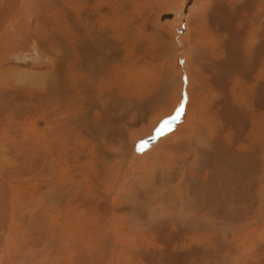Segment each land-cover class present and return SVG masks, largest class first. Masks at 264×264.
I'll return each mask as SVG.
<instances>
[{
    "label": "rangeland",
    "instance_id": "374dc122",
    "mask_svg": "<svg viewBox=\"0 0 264 264\" xmlns=\"http://www.w3.org/2000/svg\"><path fill=\"white\" fill-rule=\"evenodd\" d=\"M47 1L48 0L28 1L29 3L27 4L32 5L30 9L27 5L26 9L28 11L22 10V13L20 15H16L12 13L8 17L5 14V7L3 5L5 1L0 0V118H1L0 120V144L2 145V147L0 145L1 147L0 148V177L3 174V176L0 179L3 178L7 183L9 182L11 183V185H15L16 187H19L18 190L21 195H24V197L26 196L23 191L25 190L28 193L26 200L24 201L25 205L19 204L18 211H17V216L20 215V219L22 218L21 219L22 227H20V230L21 229L23 230V231L22 230L19 231V235L21 238L19 241L20 243L19 247L24 248V251L26 252H29V251L33 252L35 250L37 251L42 248L40 247L38 249L37 247H32L27 242V239L29 238L27 237V234L29 233L30 227L32 226L33 219L36 216L35 212H37L39 209L44 208L45 206L49 204L44 199L42 200L39 198V197H43L42 195L43 192L42 193L40 192L47 189L46 184L28 185L26 182L32 179L33 180L42 179V178L46 180L47 178L50 179L51 173L49 171L51 170V167L48 165H44V159L45 158L46 160L50 159V155H54L58 159L64 158L63 153H61L62 151L61 149L52 148L53 150L52 149L50 150L53 152L50 154L47 153L46 151L45 153H43V151L42 152L37 151V149L45 150V148L43 149L41 147L42 146L41 143L39 144L35 143L34 142L35 138L25 139L26 136H24L25 133L23 129H21V124L22 123H23L22 125L27 124V126H31V127L35 124L37 125L36 128H30V129L25 128L26 134L28 135L34 131H35L34 133L41 131V127L44 126L43 122H41L42 120L40 119L41 114L43 112V106L40 100L42 98L41 95L44 93V90H41L38 87V85L42 83L41 78L44 76L40 74H46V71L48 69L52 70L54 68L53 66H55L53 62L50 61L49 59H56L64 55L66 56V54L70 50L69 53L67 54L68 57L67 56L66 57L67 58L70 57L69 60H71V58L73 61L75 60L74 62L76 66L81 63V60H83L81 54H79L78 52L75 53L74 51L75 48L73 47V44H72V41H73L72 38L74 39V37H72L73 29L78 24L80 26L84 24L90 25L93 28L95 27L94 29H96V31H100L101 29H103L105 27L104 25L109 26V27L111 26L114 27V21H120L121 23H118L120 27L125 26V25L127 26L125 27L126 29L121 28V30H123V32H121L122 35L119 34L118 36H115L118 42L116 40H112L114 41V45L111 44L112 47L110 45H109L110 47L109 46L106 47L105 43H102L99 49H97L96 45L92 46V48L96 47L94 53L93 51H91V53H88L89 56L87 55L84 60L88 68V71L90 73L92 71L91 75L88 74L87 70H84L82 68L80 69L76 67V70L78 69L79 71L78 70L76 71L75 69L71 70L72 68H69L70 76L73 71L75 73V79L76 80L78 79L77 80L78 83L80 80L81 85L79 83L80 86H78V88L80 87L79 88L80 90L77 93V95L74 94L76 96L77 102H74L72 104L71 110L65 109L63 106L64 103L60 104L63 106L62 107L63 111L62 110H61L62 112L57 111L56 113L57 114L56 122L58 121L59 127L51 134V137L52 136L54 137V139L53 137L51 138V143L56 142V144H59L61 142H66L67 138H70L71 136H73L71 140H75L74 138H76V140L78 141L79 140L88 141L92 145L94 144V147L95 146L98 147V145L102 142L98 136L99 133L101 132V125H99L100 123H96V120L94 118L97 117V114L99 113V111H102V108H106V111L103 116H108V117L110 116L111 120L121 118L120 121H122L121 124L123 125H120V128L124 130H123V133L121 132L122 138L118 139L116 137H111L109 139L110 147L107 148V151L108 149L109 151L110 150L113 151L112 156H111V151L108 154V158L110 157V159L109 160L97 159L98 160L97 163H102V164H98L97 166L100 169L98 171V174L100 176L98 175L94 180L92 179L91 184L94 185L93 187L95 188L99 187L100 189H104V190L107 189L108 191L109 190L112 191L113 187L116 188L115 197L117 198L118 202L121 205H126L128 207H132L135 205L137 208L136 207L134 208L137 209V212H140V209H141V213H143V210H144L143 208L146 205L150 204V206L152 207L151 209L153 211L157 210V212H159L158 213L159 215L158 216L156 215L157 217L155 216L156 217L155 219L150 220L148 226H152L154 224H157L158 222H161L162 218H161L160 212H163L164 211L163 209H166V210L168 209V214L165 215L166 218L167 217L170 218V215H171V217H174L180 220V224L186 223V221L188 220H192L193 222V221L205 220L209 218L212 219L213 218L212 214H205V215L199 214L200 216L195 214L194 215L195 217H190L187 214V211L183 209L185 198H187L189 202L188 203L189 206H192V204L195 203V206L198 210L199 209L202 210V207H204V210H205V208L207 207V205L206 206L204 205L205 198L203 197V200L202 198H199V196L201 195V194L199 195V193L202 192L200 188L196 189L197 195L195 197L192 195L193 187L198 186V181L200 182V180H203V179H204L203 181L207 180L208 179L207 177L209 174L208 172L210 171V168H206L207 171L201 170L199 166L194 163L195 160H196L195 161L196 163H199L200 152L206 148L205 151L207 154L205 155L209 157L208 156L209 152L207 151H210V153L214 154L215 152L213 149H215L216 147L218 146L227 147V149L224 148L223 151L221 150L222 152H219V154L220 155L225 154V157L229 158L230 160L229 162L235 163L238 166L240 164H244L243 166L245 168H248L250 165V161L245 158V155H247L248 153L252 155V152L254 149L256 151L257 157L260 158L264 155V136L261 137V134L264 133V99L262 98L260 100L257 99V96H260V97H264V96L262 94H259L256 91L257 88L262 83V81H260V84L258 85V82H257L258 71H261L264 76V0H253L252 1L256 5L255 12H253L252 10H249L248 8L245 11V13L247 14H255L254 17H252V20H254L253 29L250 31V30H247L248 27H246L242 29L240 32L237 31V33L232 32L227 22L223 23V18L226 19L225 17L226 9L228 8L231 9L230 4L233 3L231 2L232 0H220V3L218 6L214 5V0H113V1L112 0H109V1L108 0H99V1L96 0L97 2L95 0H85V1L84 0H57L59 1V3L60 1L62 2L60 4H57L58 2L54 4L51 2H47ZM100 1L102 2L101 4H100ZM237 1H241L239 5L244 4V2H246L247 4L251 3L248 0H237ZM8 2H11V0H8ZM90 2L91 3L93 2V3L90 5ZM94 2L96 3L94 4ZM103 2H105V5L107 7L104 5ZM20 3L23 6H25L26 4L25 0H20ZM110 5H113V6H110ZM91 6H93L92 7L93 9L91 8ZM105 9H108V10L104 11ZM73 11L74 13L77 12V15L74 14ZM49 13L51 14L49 15ZM231 13H232V16L228 18L231 20L235 19L234 17L236 15L235 6L232 9ZM83 14L87 15V16L85 15L87 19L84 17L86 21L83 19V16H84ZM50 16L52 17L51 19H50ZM13 17L14 19H12ZM70 17L71 18L75 17L73 18L77 22L75 26H72L75 21L71 19ZM201 17H202V21L199 22ZM27 19L28 21H26ZM45 19H46V22H44ZM70 20H72V22ZM21 21L23 22V24ZM242 21L245 23H248L246 19ZM49 27H53V28H49ZM219 27H221V30ZM249 27H251V25ZM19 28L22 30V32ZM53 29H56V30H53ZM3 30L5 32H3ZM53 31H56V32L54 33ZM247 31H249L248 38H246ZM9 32H11V34H9ZM45 33L47 36L44 35ZM111 35H113V33H111ZM124 35L127 36L125 37V39L127 38L126 41H124L125 39H123ZM48 36L51 37V39L48 38ZM224 38H228V42L224 40ZM7 39L9 42L7 41ZM246 39L248 40L247 46L245 44ZM38 40H40L42 43L44 42L43 44L45 45L44 48H43L42 43H40V41ZM104 40L105 39H103L101 42H103ZM168 40H171V43L168 42ZM63 41L66 42L65 48L66 49L68 48L66 52L64 50L65 48L61 46V43ZM119 41L125 45V49L120 46ZM131 41L133 44L130 43ZM45 42L48 44H45ZM82 42H84V45H87L86 40L83 38H82ZM39 44H41L40 46L42 47H39ZM30 45H32V47H30ZM225 46H228V48H225ZM171 47H173V52H169ZM112 48H116V49L113 50ZM152 48H156L155 53L152 50ZM54 49H55V53H53ZM100 49H102L103 52L102 51L100 52ZM61 50L65 54L61 52ZM97 50L99 53L96 52ZM104 51L109 52L110 58H114L113 61L112 60L110 61V67L112 69L108 67V69L105 72H104L103 65L100 62H97L98 58L104 55L103 54ZM44 52H45V55H44ZM137 54H139V56ZM199 54L201 55V57L199 56ZM74 55H76L77 58L80 56L79 62H76V60L78 61V59L74 58ZM140 59L142 61H140ZM262 60H263V63H261ZM114 61L116 62L114 63ZM90 65L92 66L90 67ZM138 66L140 68H138ZM117 68L118 69L121 68V69L118 70ZM115 69L117 72H115ZM141 70L142 72L140 73ZM21 72H25V73L27 72L31 81L25 79V76L23 77L19 76L18 73H21ZM138 74H139V77L141 74H143L141 75L143 77H140L141 79H139ZM13 76H16L18 80L14 81ZM84 77L86 80L83 79ZM88 77L90 78V80H87L89 79ZM66 78H67L66 80L70 79V77H66ZM245 78H248L249 81L247 82ZM116 79L118 81V84L120 85L119 89L115 88ZM91 81L93 82L92 84H91ZM67 84H68V81H67ZM132 85H135V86L137 85V86L135 87ZM125 86L127 87V90ZM108 88L110 90H108ZM133 89L135 91H133ZM83 90L85 92H83ZM103 91H107L109 92V94H107L101 100L100 95H102ZM177 91H179V99L177 101H174ZM249 91L251 92L250 94H249ZM252 91L255 94L252 93ZM83 94H86V95H83ZM57 95L58 96H56V100L58 101L57 97H59V93ZM97 95L99 98L97 97ZM164 95H166V97ZM80 96L84 97L83 99L86 100L85 102L93 103V106H92L93 110L89 111L90 109H87V107H83L85 102L83 101L82 98H77ZM89 96H92V97H89ZM130 97L132 99H130ZM67 98L69 99V94L67 95ZM102 101L105 107L101 106ZM165 102L168 103L167 107L164 104ZM189 106H190V111L188 108ZM33 107L37 108L36 109L37 111L36 110L34 111ZM178 108H181L179 115H177ZM201 109H204L206 114L204 113L200 114L201 118H203L201 122L202 125L197 126L194 123L195 122L194 119H195L196 111L197 112L203 111ZM226 109H227V112L232 116V118L234 117V120H233L234 127L233 128L239 130L240 132L243 131V134L241 132L237 136V130H235L236 135L235 134L231 135V133L230 134L228 133V130L226 129L227 125L225 121L226 119H225V112H224V110ZM31 110L32 112H30ZM72 111L74 113H72ZM133 111L135 112L133 113ZM254 113H255V118L260 116V120H256L254 118ZM259 113L260 115H258ZM17 114L24 115L23 116L24 118L20 119V122L17 121L19 120V118L17 117ZM100 114L102 113L100 112ZM112 114H114L115 117H113L114 115ZM8 115L9 116L11 115L12 118L11 117L8 118ZM14 115L16 116L13 118ZM191 116H192V120H191ZM128 117L133 118V123L129 124L130 121ZM77 118L79 121L77 120ZM2 119L7 120V122L3 121ZM155 120H158V121L155 123V125H153L152 129L145 132L147 130V127H151L152 123ZM70 123L72 126L70 125ZM92 123L93 125L91 126ZM105 123L109 125L107 122ZM215 124H217L216 128L214 127ZM82 125H84L85 128ZM17 128H19L20 131L19 129L17 130ZM192 128H193V131L191 132L190 130ZM205 128H207L209 131H213V133L210 134V132L205 131ZM223 128H224L223 131L220 130ZM5 129L8 131L7 133ZM64 129L67 130L68 132L67 131L65 132ZM85 130L88 133H85ZM10 131L13 133H11ZM57 131L58 133H56ZM1 132L3 133L2 136H1L2 134ZM196 134H198V137ZM95 135H97L98 138L97 136L95 137ZM170 135H171V138L168 139V136ZM57 136L59 138H57ZM93 137H95L94 138L95 141L92 139ZM56 138L58 140H56ZM86 138H89V139H86ZM253 138H254L253 142L255 145L249 144ZM260 138H262L263 140L262 143H260ZM243 140L247 142L246 146H243L241 144L242 142H244ZM123 141L126 144L127 155H125V157L123 158L120 156L122 160H119L120 157L116 155L115 149L119 146L124 145V144H121V143H124ZM213 143L215 146L213 145ZM210 148L212 150H209ZM22 153H24L25 157H23L24 155H22ZM32 153L33 155H30V158H29V154H32ZM26 154L28 157L26 156ZM242 154L244 157L242 156ZM20 155L23 159L19 157ZM3 156H5L6 158ZM158 157H162L165 160L164 162L166 165L161 164L162 158L159 160L157 159ZM190 157H194L195 159L194 160L189 159ZM27 159L28 161H26ZM15 161H17V163ZM70 167L73 168V164L70 165ZM16 170L17 171L19 170V171L17 172ZM36 170H39L40 173L34 174L33 172L36 173ZM237 170L238 169L234 170V172L237 173ZM72 171H70L69 174H71ZM76 173H78V171H76ZM167 174H168V178H166L165 180L166 182L163 183L162 182L163 177H167ZM101 175L104 178H101L102 177ZM22 177L24 178L26 177V178L24 179ZM183 177H186V180H187L186 181L187 191L185 190L183 186L181 187L180 185L182 184ZM192 178L193 179L196 178V179L193 180ZM11 180H15V181H11ZM21 181L25 185L22 184ZM230 185L232 186V184ZM233 185H234V182H233ZM261 185H258L257 188L255 189V195L257 197H259L258 189H259V186ZM252 187H254V185H252ZM232 189H234L233 192H232ZM243 189H245V187H240L239 189V187L237 188V186L235 187L226 186V190L221 195V197L224 200L228 199L226 201L227 202L226 206L228 207L231 206L234 208V205L231 204L232 202L233 204L236 203V205H238L237 208L236 206L234 209L232 208V212H235V209H238L240 207L239 202H237L236 200L233 201L235 193L240 192ZM163 190L164 192L166 190L168 191V199H167L168 202H166V200L164 202L162 198L160 197L161 191ZM244 191L245 190H243V192ZM125 192H128L129 195H126ZM82 193H84L83 190H82ZM131 194H135V197L130 196ZM258 199H261V198H258ZM229 202H231L230 203L231 205H228ZM114 203L116 204V202ZM255 206H257L256 203H255ZM61 207H64V206H61ZM261 210H262L261 212L259 211L260 215H258V218L259 219L261 218L262 220H264V205H262ZM40 211H43V210H40ZM8 212H10L9 209H8ZM23 213L25 215H23ZM147 213H151V211L148 210ZM5 215H7L8 217V221H7L8 225L6 223L4 224V220L3 222L0 221V238H1L0 264L4 263L5 257L7 256L6 255L7 252H4V251H5V245H6L5 239H7L8 237L7 234H9L8 229L10 228L12 231L13 230L12 228H14L13 227L14 225L10 221L11 217L9 219V215L6 213L4 214V216ZM236 217L237 216L233 217L234 220L236 219ZM220 219L221 218H218L215 222H213V224L218 222ZM255 219L256 217H254L253 220ZM143 220L144 219H142V221ZM223 220L219 221V222H222L221 224L225 226L223 228L226 229V227L227 228L230 227L231 229L235 231L236 230L240 231L239 228H236V229L233 228L231 225V222H226L225 220L224 221ZM251 220L252 219L247 220V223L251 222ZM40 222L42 223L41 220ZM219 222H218V225H219ZM240 223H241L240 225L247 224L244 222H240ZM250 228H251L249 229L250 232L249 231L247 232L248 234L242 233V235H240V238L238 240L239 248H235V249L234 247H230L229 245L230 242L233 241L232 237H234L233 235H231V232L229 233V230H227V232L224 233L222 230L217 229L216 231L218 232H214V234L220 236V238H221V233L223 232L222 234L224 235V237L222 240H220L219 238L212 239L204 235L199 237L196 234V238L193 241L186 240L187 242L186 246L183 242L176 241L174 239L173 241H167L165 240L166 239L165 237H162L159 234L157 236L155 235V237H144L142 238L140 243L139 242L137 243L138 246H135L132 242L131 243L128 242L127 247L128 248L130 246L132 247L130 249L132 253L131 254L129 253V255H127L128 259L125 258L122 261H123V264H125L126 262H127L126 264H144V263L145 264H157L158 261H157L156 256L163 255L165 253V257L163 256L164 260L161 264H174L172 259H169L171 258L170 256H173V255H168L166 253L167 252L166 250L174 249V251L177 254H180V253L187 254L186 260H189V262L185 260V262H188L187 264H216V263L217 264H226V263L227 264H238V263L239 264H250V263L251 264H256V263L264 264V257L262 256L264 254V234H263L264 226L261 227V229L259 227L257 230L255 229L253 230L254 225H251ZM252 231L255 232L254 233L255 235L256 233H258L257 238L260 239L262 237L260 240L258 239V243H257V238H255L256 241L252 243L253 242L252 240L250 241V244H249L248 241L249 239H251V236H253L251 234ZM146 234L150 236V234L148 233ZM244 234H247V235L244 237ZM190 236L191 234L186 237H188L190 240L191 238ZM175 237H181V239H186V237L182 235H177ZM241 239L243 243L239 242L241 241ZM222 241L225 244L228 243V247L227 249H225L226 251L220 247ZM48 242H50L53 246H55L54 240H49ZM39 244L42 245V242H39ZM211 244L212 246H210ZM194 246L195 247L199 246V247H202L203 249L195 250ZM254 246L256 247V251H255ZM7 247H10V245H7ZM135 247H137L138 249ZM208 248L210 249L208 250ZM231 249L234 250V255L229 254L231 252ZM215 250H216V253H215ZM236 251H238L239 254H237ZM128 252L130 251L128 250L126 253ZM161 252H163V254ZM218 252L223 253V255L225 254L224 256H226L225 259L221 258V261L223 263L215 258L216 257L215 254H218ZM108 256H111L112 258L114 254L109 253ZM195 256L199 258L198 261H197V257ZM230 256H232V258L233 257L235 258L236 256L238 260L241 257L243 258L241 259V262H237V261H234V258L232 259ZM11 259L8 260V263L14 262ZM249 259H250V262H249ZM245 260L248 263L243 262ZM257 261H260V262H257ZM12 263H9V264H12ZM25 264H29V263L26 262ZM113 264H119V261H116V259H114Z\"/></svg>",
    "mask_w": 264,
    "mask_h": 264
},
{
    "label": "bare ground",
    "instance_id": "6f19581e",
    "mask_svg": "<svg viewBox=\"0 0 264 264\" xmlns=\"http://www.w3.org/2000/svg\"><path fill=\"white\" fill-rule=\"evenodd\" d=\"M3 1V0H2ZM5 3H3L4 7H5V14L9 17L12 13L16 14V15H20L22 13V10L28 11L27 8V3H29L28 1H32V0H25V6H23L20 3V0H11V2H8V0H4ZM85 1V0H84ZM96 1V0H95ZM99 1V0H98ZM109 1V0H108ZM113 1V0H112ZM47 2H51V3H57L60 4L62 3L60 1L57 0H48ZM89 2V1H88ZM97 2V1H96ZM94 2V4L96 3ZM70 3V2H69ZM93 3V2H92ZM90 2V5L92 4ZM102 2L100 1V4ZM105 5V2H103ZM112 3V2H111ZM120 3V2H119ZM118 3V4H119ZM110 4V3H108ZM83 5V4H82ZM32 5H28L29 9ZM73 6V5H71ZM106 6V5H105ZM113 6V5H110ZM118 6V5H117ZM64 7V6H63ZM66 7V6H65ZM88 7V6H87ZM90 7V6H89ZM93 6H91L92 8ZM104 7V6H103ZM107 7V6H106ZM105 7V8H106ZM109 7V6H108ZM123 7V6H122ZM127 7V6H126ZM125 7V8H126ZM54 8V7H53ZM60 8V7H59ZM117 8V7H116ZM120 8V6H119ZM124 8V7H123ZM78 9V8H77ZM84 9V8H83ZM87 9V8H86ZM93 9V8H92ZM109 9V8H108ZM105 9L104 11L108 10ZM51 10V9H50ZM60 10V9H58ZM66 10V9H65ZM74 10V9H73ZM81 10V8H80ZM88 10V9H87ZM111 10V9H110ZM109 10V11H110ZM35 11V10H34ZM55 11V10H54ZM79 11V10H78ZM85 11V10H84ZM97 11V10H96ZM124 11V10H123ZM63 12V11H62ZM87 12V11H86ZM92 12V11H91ZM117 12V11H116ZM119 12V11H118ZM24 13V12H23ZM46 13V12H45ZM48 13V12H47ZM57 13V12H56ZM72 13V12H71ZM74 13V11H73ZM72 13V14H73ZM89 13V12H88ZM87 13V15H88ZM94 13V12H93ZM124 13V12H123ZM51 13H49L50 15ZM66 14V13H65ZM77 15V12L74 13ZM120 14V13H119ZM47 15V14H46ZM45 15V16H46ZM53 15V14H52ZM59 15V13H58ZM84 15V14H83ZM82 15V16H83ZM86 15V14H85ZM85 15L83 16V19L86 21L87 17H85ZM86 15V16H87ZM116 15V14H115ZM130 15V14H129ZM75 16V15H74ZM99 16V15H98ZM31 17V16H30ZM41 17V16H40ZM56 17V16H55ZM67 17V16H66ZM65 17V18H66ZM72 17V16H71ZM70 17V18H71ZM86 19H85V18ZM102 17V16H101ZM3 18V16H2ZM28 18V17H27ZM52 17L50 16V19ZM54 18V17H53ZM75 18V17H73ZM71 18V19H73ZM100 18V17H99ZM14 19V17L12 18ZM22 19V18H21ZM31 19V18H30ZM43 19V18H42ZM48 19V18H47ZM59 19V18H58ZM69 19V18H68ZM67 19V20H68ZM77 19V18H76ZM82 19V18H81ZM111 19V18H110ZM127 19V18H126ZM131 19V17H130ZM5 20V19H4ZM62 20V19H61ZM74 20V19H73ZM79 20V19H78ZM83 20V21H84ZM91 20V19H90ZM88 20V21H90ZM99 20V19H98ZM112 20V19H111ZM14 21V20H13ZM19 21V20H18ZM28 21V19L26 20ZM31 21V20H30ZM40 21V20H39ZM69 21V20H68ZM72 22V20H70ZM75 21V20H74ZM101 21V20H100ZM99 21V22H100ZM22 22V21H21ZM46 22V19L45 21ZM54 22V21H53ZM105 22V21H103ZM135 22V21H134ZM12 23V22H11ZM26 23V22H25ZM37 23V22H36ZM35 23V24H36ZM62 23V21H61ZM85 23V22H84ZM118 23H121L120 21H114V27L111 26H106L104 25L105 29H101L100 31H96V29H94L92 26L90 25H77V22L75 21L74 24L72 26H75V28L73 29V33H72V37H74V39L72 38V44L73 47L75 48L74 51L75 53L79 51V54L82 55V59L81 63L79 65L76 66L75 64V60L73 61L72 58L71 60H69V58H67V54L66 56H62L56 59H49L50 61L53 62V64L55 66H53L54 68L52 70L48 69L46 71V74H40V75H44L41 79H42V83L38 85V87L41 90H44V93L42 94L41 92V104L43 106V112L41 114L40 119L42 120L41 122H43V127H41V131L37 132V133H30L29 135L26 134L25 128H36L37 125H33L31 126H27V124L22 125L21 124V129H23L26 138H35L34 142L39 144L41 143V147L45 150H41V149H37V151H43V153H45V151L47 153H52L53 151H51L50 149H61V153H63L64 158H60L58 159L57 157H55L54 155H50V159L46 160V158L44 159V165H48L51 167V170L49 171L51 173V177L50 179L47 178L46 179H36V180H29L27 179L28 182H26L28 185L30 184H46L47 189L44 191H41L40 193H42L43 197H39L40 199H44L46 202H48L49 204H45L47 206H45L44 208L39 209L37 212H35V217L33 219L32 222V226L30 227L29 233L27 234V237H29L27 239V242L32 246V247H37L38 249L40 247H42L39 250H35L33 252H26L24 251V248H20L19 245V241H20V235H19V231L20 227H22V222L20 219V215L17 216V211H18V206L19 204L21 205H25L24 201L26 200L27 197V192L24 190V194L26 197H24V195H21L18 188L15 185H11V183H7L3 178L0 179V221L3 222L4 220V224L6 223L8 225V217L7 215L4 216V214H8L9 215V219L11 221V223L14 225H12L14 228H12L13 230L11 231V229H8V237L6 240V245H5V251L6 253V257H5V261L3 264H9L12 262L8 263V260L12 259L14 262L12 264H25L26 262L29 264H113V260L116 259V261H119V264H123V259L127 258V255H129V253L131 254L132 251L130 250L132 247L130 246L129 248L127 247L128 242H132L135 246H138V242L140 243V241L142 240V238L144 237H155V235L157 236L158 234L161 235L162 237H165L167 241H173L174 238H179V237H175L177 235H182V236H189L191 234V238L189 240L188 237H186V239L188 241H193L196 238V234L201 237V236H206L212 239H217L219 238L220 240L223 239L224 235L222 234L223 232H227V230H229V233L231 232V235H233L234 237H232L233 241L230 242V247H234L235 248H239L238 247V240L240 238V235H242V233H247L249 231V229H251V225H254L253 230H257L259 227L261 229V227L264 226V220H262L261 218H258L259 211L261 212L262 210V205H264V155L262 157H260V159L258 157H256V159L254 160L255 162H259L258 164L254 163L251 161L250 159V153H248L247 155H245V158L248 159L250 161V165L248 168H245L243 165L244 164H240L239 166L235 163L229 162V158L225 157L224 155H220L219 152H222L225 149H227V147H221L218 146L216 147L214 150V154L209 152L208 156H200L199 154V163H196L194 161L195 164H197L201 169L206 170V168H210V171L208 172V179L203 181L200 180V182L198 181V186H194L192 189V195L195 197L196 194V189L200 188L201 189V193H199V198L203 197L205 198V203L204 205L207 207L204 210V207H202V210H198L195 206V203H193L194 209L198 214L201 215H205V214H212L215 215L216 219H218L219 216L222 217V220L224 219V216H226L228 222H231V225L233 228H239L240 231H235L233 229H231L230 227L226 229L223 228L222 230V226H224L223 224H217L214 223L213 224V220L212 219H205V220H198V221H193L192 220H188L186 221V223H181L180 224V220H178L177 218L171 217H165L166 214H168V209H163V212L161 213V222H158L157 224H154L152 226H148L150 220L155 219L159 214V212H157V210L153 211L150 206V204L146 205L143 209V213H141V209L140 212H137V207L134 205L132 207H128L126 205H121L117 198L115 197V192H116V188H112V191H108L107 189H100L93 187L94 185H92V179L94 180L99 174L98 171L100 170L97 166L98 164H102V163H97V159H105V160H109L110 157L108 158V154L110 153L109 149L107 151V148L110 147L109 145V139L111 137H116V138H122V134L123 130L120 128V125L122 121H120V119H110V116H103L106 108H102V111H97V117L94 118L96 120V123H100L99 125H101V132L99 133V139H101V143L97 146L94 147V144L92 145L91 143H89L88 141H84V140H76V138H74L75 140H71V138L73 136H71L70 138L66 139V142H61L59 144H56V142H52L51 143V134L59 127L58 125V121L57 120V111H63L62 107L64 106L65 109L67 110H71L72 108V104L74 102H77L76 100V96L74 94L77 95V93L79 92V88L78 86L81 85L80 80L78 83V79H75V73L72 71V74L70 76L69 72V68H72L71 70H76L77 68H82L84 70H87L88 74L91 75V73L88 71V68L84 62L86 56L88 55V53H91V51H95V48L97 47V49H99L101 47L102 43H105L106 47H108L109 45L112 47V45H114V41L112 40H116L118 42V40L116 39L115 36H118L119 34H121V32H123V30H121V28H125L127 25L120 27V25ZM125 23V22H124ZM20 24V23H19ZM23 24V22H22ZM21 24V25H22ZM106 24V23H105ZM10 25V24H9ZM100 25V24H99ZM23 26V25H22ZM37 26V25H36ZM40 26V25H39ZM90 26V27H89ZM103 26V25H102ZM14 27V26H13ZM16 27V26H15ZM19 27V26H18ZM92 27V28H91ZM26 28V27H25ZM49 28H53V27H49ZM91 28V29H90ZM99 28V27H97ZM129 28V26H128ZM20 29V28H19ZM23 29V28H22ZM43 29V28H42ZM126 29V28H125ZM5 30V29H4ZM3 30V32H5ZM21 30V29H20ZM25 30V29H24ZM35 30V29H34ZM37 30V29H36ZM39 30V29H38ZM44 30V29H43ZM56 30V29H53ZM30 31V30H29ZM32 31V30H31ZM41 31V30H40ZM7 32V31H6ZM22 32V30H21ZM19 32V33H21ZM25 32V31H24ZM42 32V31H41ZM54 33L56 31H53ZM128 32V31H127ZM2 33V32H1ZM29 33V32H28ZM33 33V32H32ZM36 33V32H35ZM40 33V32H39ZM111 33H113V35H111ZM6 34V33H5ZM4 34V35H5ZM9 34H11V32H9ZM8 34V35H9ZM17 34V33H16ZM125 34V33H123ZM46 35V33L44 34ZM43 35V36H44ZM68 35V34H67ZM122 35V34H121ZM3 36V35H2ZM13 36V35H12ZM18 36V35H17ZM25 36V34H24ZM47 36V35H46ZM63 36V35H62ZM130 36V35H129ZM21 37V36H20ZM32 37V36H31ZM60 37V36H59ZM67 37V36H66ZM124 35V38L125 39ZM140 37V35H139ZM138 37V38H139ZM186 37V36H185ZM3 38V37H2ZM11 38V37H10ZM24 38V37H23ZM35 38V37H34ZM48 38L51 39V37L48 36ZM53 38V37H52ZM82 38L86 40L87 45H84V42H82ZM112 38V39H111ZM133 38V37H132ZM12 39V38H11ZM37 39V38H36ZM56 39V38H55ZM63 39V38H62ZM67 39V38H66ZM70 39V38H69ZM103 39H105L103 42H101ZM120 39V37H119ZM127 39V38H126ZM126 39L124 41H126ZM4 40V39H3ZM43 40V39H42ZM64 40V39H63ZM131 40V39H130ZM8 41V39H7ZM37 41V40H36ZM40 41V40H38ZM60 41V40H59ZM6 42V41H5ZM9 42V41H8ZM21 42V41H20ZM47 42V41H46ZM45 44H48L46 43ZM52 42V40H51ZM56 42V41H55ZM67 42V40H66ZM66 42L63 41L61 43V46L63 48L66 47ZM120 42V41H119ZM123 42V40H122ZM23 43V41H22ZM34 43V42H32ZM40 43H42L40 41ZM108 43V44H107ZM110 43V44H109ZM116 43V42H115ZM128 43V42H127ZM126 43V44H127ZM131 44L132 41L130 42ZM10 44V43H9ZM36 44V43H34ZM38 44V43H37ZM44 44V42L42 43V45ZM99 44V45H98ZM112 44V45H111ZM117 44V43H116ZM121 44V43H120ZM129 44V43H128ZM5 45V43H4ZM41 44H39V47ZM54 45V43H53ZM90 45V46H89ZM93 45H96V47L92 48ZM104 45V44H103ZM119 45V44H118ZM3 46V45H2ZM29 46V45H28ZM37 46V45H36ZM45 45H43L44 48ZM109 46V47H110ZM134 46V45H133ZM10 47V46H9ZM30 47H32V45H30ZM35 47V46H33ZM38 47V46H37ZM38 47V48H39ZM68 47V46H67ZM36 48V49H38ZM42 48V50H43ZM46 48V47H45ZM138 48V47H137ZM9 49V48H8ZM53 49V48H52ZM68 49V48H67ZM66 48L64 49L65 52L67 50ZM90 49V50H89ZM113 50H115L116 48H112ZM5 50V49H4ZM51 50V49H49ZM105 50V49H104ZM128 50V49H127ZM137 50V49H136ZM45 51V50H44ZM59 51V50H58ZM102 51V49H100V52ZM5 52V51H4ZM3 52V53H4ZM40 52V51H39ZM43 52V51H42ZM48 52V51H47ZM61 52H63L61 50ZM73 52V51H72ZM98 52V50L96 51ZM103 52V51H102ZM138 52V51H137ZM187 52V51H185ZM55 53V49L54 52ZM57 53V52H56ZM64 53V52H63ZM74 53V52H73ZM74 53V54H75ZM99 53V52H98ZM97 53V55H98ZM62 54V53H61ZM65 54V53H64ZM72 54V53H71ZM103 56H100V58H98L97 62H100L103 67H104V72L108 69V67H110V61L114 60V58H110V54L109 52H105L103 53ZM42 55V54H41ZM45 55V52H44ZM50 55V54H49ZM93 55V54H92ZM139 56V54H137ZM141 55V54H140ZM253 55V54H252ZM55 56V55H54ZM74 55V58H77V56ZM79 56V55H78ZM89 56V55H88ZM137 56V57H138ZM57 57V56H56ZM80 57V56H79ZM79 57L77 58L78 61L76 60V62H79L80 59ZM128 57V56H127ZM132 58V57H131ZM116 59V58H115ZM143 59V58H142ZM45 60V59H44ZM97 60V59H96ZM117 60V59H116ZM132 60V59H131ZM154 60V59H153ZM49 61V62H50ZM133 61V60H132ZM137 61V60H136ZM140 61H142L140 59ZM191 61V60H190ZM116 61H114L115 63ZM147 62V61H146ZM192 62V61H191ZM122 63V61H121ZM124 63V62H123ZM136 63V62H135ZM134 63V64H135ZM149 63V62H148ZM263 63V60L262 62ZM132 64V63H131ZM141 64V63H140ZM192 64V63H191ZM112 65V64H111ZM122 65V64H121ZM125 65V64H124ZM149 65V64H148ZM147 65V67H148ZM255 65V64H254ZM253 65V66H254ZM80 66V67H79ZM92 65H90L91 67ZM132 66V65H131ZM153 66V65H152ZM119 67V65H118ZM126 67V66H125ZM133 67V66H132ZM146 67V66H145ZM146 67V68H147ZM194 67V66H193ZM111 68V67H110ZM115 68V67H114ZM122 68V67H121ZM121 68H117L118 70H120ZM138 68H140L138 66ZM190 68V67H189ZM112 69V68H111ZM130 69V68H129ZM78 70V69H77ZM76 70V71H77ZM131 70V69H130ZM138 70V69H137ZM143 70V69H142ZM142 70L140 71V73L142 72ZM157 70V69H156ZM244 70V69H243ZM79 71V70H78ZM99 71V70H98ZM124 71V70H123ZM122 71V72H123ZM96 72V71H95ZM115 72L116 69H115ZM125 72V71H124ZM155 72V71H154ZM153 72V73H154ZM253 72V71H252ZM27 73V72H26ZM25 72H21L18 73L19 76H25V79L30 80L28 73L26 74ZM98 73V72H97ZM126 73V72H125ZM139 73V74H140ZM38 74V73H37ZM80 74V73H79ZM95 74V73H93ZM92 74V76H93ZM116 74V73H115ZM127 74V73H126ZM138 74V78L141 79L140 77H143L140 75L139 77ZM190 74V73H189ZM111 75V74H110ZM154 75V74H152ZM263 73L261 71H258V76H257V82L258 85L260 84V81H262V83L260 84V86L257 88V92L259 94H262L264 96V76ZM79 76V75H78ZM76 76V77H78ZM87 76V75H86ZM190 76V75H189ZM261 76V77H260ZM11 77V76H10ZM66 77H70L69 80H66ZM80 77V76H79ZM193 77V76H192ZM252 77V76H251ZM260 77V79H259ZM12 78V77H11ZM14 81L18 80V78L16 76H13ZM89 78V77H88ZM124 78V76H123ZM129 78V77H128ZM127 78V79H128ZM137 78V80H138ZM254 78V77H253ZM85 79V77L83 78ZM93 79V77H92ZM110 79V78H109ZM118 79V78H117ZM116 79L115 82V88L119 89L120 85L118 84V81ZM145 79V78H144ZM247 80V82L249 81L248 78H245ZM13 80V79H12ZM40 80V78H39ZM38 80V81H39ZM86 80V79H85ZM87 80H90L87 79ZM113 80V79H112ZM31 81V80H30ZM68 81V84H67ZM109 81V80H108ZM164 81V80H163ZM29 82V81H28ZM37 82V81H36ZM110 82V81H109ZM130 82V81H128ZM136 82V81H135ZM145 82V81H144ZM143 82V83H144ZM147 82V81H146ZM168 82V81H167ZM166 82V83H167ZM256 82V84H257ZM89 83V82H88ZM93 82L91 81V84ZM163 83V82H162ZM90 84V85H91ZM114 84V83H113ZM128 84V83H126ZM134 84V83H133ZM138 84V83H137ZM83 85V84H82ZM102 85V84H101ZM168 85V84H167ZM170 85V84H169ZM88 86V85H87ZM94 86V85H93ZM104 86V85H103ZM108 86V85H107ZM113 86V85H112ZM127 86V85H126ZM125 86V87H126ZM135 86V85H132ZM137 86V85H136ZM135 86V87H136ZM143 86V84H142ZM146 86V85H145ZM164 86V85H163ZM30 87V86H29ZM92 87V86H91ZM90 87V88H91ZM99 87V86H98ZM97 87V88H98ZM109 87V86H108ZM114 87V86H113ZM124 87V86H123ZM128 87V86H127ZM126 87V90H127ZM131 87V86H130ZM35 88V87H34ZM85 88V87H84ZM104 88V87H103ZM141 88V87H140ZM143 88V87H142ZM147 88V87H146ZM168 88V87H166ZM171 88V87H170ZM169 88V89H170ZM255 88V87H253ZM5 89V88H4ZM19 89V88H18ZM82 89V88H81ZM99 89V88H98ZM123 89V88H122ZM130 89V88H129ZM136 89V88H135ZM108 90H110L108 88ZM121 90V89H120ZM125 90V88H124ZM123 90V91H124ZM137 90V89H136ZM140 90V89H138ZM92 91V90H90ZM114 91V90H113ZM133 91H135L133 89ZM142 91V90H141ZM255 91V90H254ZM18 92V91H17ZM83 92H85L83 90ZM89 92V91H88ZM128 92V91H127ZM130 92V91H129ZM138 92V91H137ZM136 92V93H137ZM59 93V97H57L58 102L56 100V96H58L57 94ZM96 93V91H95ZM134 93V92H132ZM251 92L249 91V94ZM252 93H254L252 91ZM257 93V94H258ZM69 94V99L67 98V95ZM98 94V93H97ZM107 94H109V92L107 91H103L102 95H100V99L102 100L103 97H105ZM139 94V93H138ZM255 94V93H254ZM9 95V93H8ZM14 95V94H13ZM86 95V94H83ZM12 96V95H11ZM109 96V95H108ZM166 97V95H164ZM254 96V95H252ZM92 97V96H89ZM98 97V95H97ZM110 97V96H109ZM128 97V96H127ZM77 98H84V97H77ZM99 98V97H98ZM264 99V97H260L257 96V99ZM119 99V98H118ZM128 99V98H127ZM130 99H132L130 97ZM135 99V98H134ZM179 99V93L177 92V99L176 101ZM25 101V100H24ZM83 101L85 102L86 100L83 99ZM82 101V102H83ZM108 101V100H107ZM128 101V100H127ZM15 102V101H14ZM26 102V101H25ZM94 102V101H93ZM101 102V101H100ZM98 102V103H100ZM113 102V100H112ZM28 103V102H27ZM61 103H64V105H60ZM97 103V102H96ZM109 103V102H108ZM128 103V102H127ZM130 104V103H129ZM128 104V105H129ZM133 104V103H132ZM131 104V105H132ZM166 105V102L164 103ZM75 105V104H74ZM85 105V106H84ZM83 105V107H87V109H90L89 111L93 110V103H89V102H85ZM95 105V104H94ZM99 105V104H98ZM76 106V105H75ZM78 106V105H77ZM102 107H105L102 101ZM134 106V105H133ZM225 106V105H224ZM30 107V106H29ZM28 107V109H29ZM130 107V106H129ZM34 111L37 109L35 107H33ZM96 108V107H95ZM113 108V107H111ZM124 108V107H123ZM131 108V107H130ZM136 109V108H135ZM139 109V108H138ZM22 110V109H21ZM42 110V109H40ZM75 110V109H74ZM223 110V109H222ZM17 111V110H16ZM25 111V109H24ZM37 111V110H36ZM61 111V112H62ZM95 111V110H94ZM111 111V110H110ZM136 111V110H135ZM133 111V113L135 112ZM138 111V110H137ZM230 111V110H229ZM32 112V110L30 111ZM100 112L102 114H100ZM113 112V110H112ZM119 112V111H117ZM116 112V114H117ZM225 112V121H226V128L228 130V133L231 135L235 134V128L234 127V117L232 118V116L227 112V109L224 110ZM17 113V112H16ZM23 113V112H22ZM36 113V112H35ZM72 113H74L72 111ZM123 113V111H122ZM140 113V112H138ZM228 113V115H227ZM233 113V112H232ZM231 113V114H232ZM25 114V112H24ZM28 114V113H27ZM79 114V113H78ZM77 114V115H78ZM110 114V113H109ZM13 115V114H12ZM94 115V114H93ZM108 115V114H107ZM114 115V114H112ZM167 115V114H166ZM234 115V114H233ZM260 115V113H259ZM16 115L13 116V118ZM24 115H18L17 117L19 118V120H17L18 122H20V119L24 118ZM131 116V115H130ZM134 116V114H133ZM243 116V115H242ZM12 118V116L8 115V118ZM30 117V116H29ZM35 117V116H34ZM37 117V116H36ZM77 117V116H76ZM115 117V115L113 116ZM143 117V116H141ZM32 118V116H31ZM112 118V117H111ZM123 118V117H122ZM129 118V117H128ZM241 118V117H240ZM141 119V118H140ZM145 119V118H144ZM228 119V120H227ZM1 120V118H0ZM3 120V119H2ZM75 120V119H74ZM78 120V118H77ZM245 120V119H244ZM256 120H260V117ZM5 122H7V120H3ZM2 121V122H3ZM79 121V120H78ZM129 121L131 123H133V118L130 117ZM135 121V120H134ZM142 121V120H141ZM95 122V121H94ZM105 122H107L109 125H107ZM10 123V122H9ZM14 123V122H12ZM245 123V122H244ZM77 124V123H75ZM83 124V123H82ZM12 125V124H11ZM16 125V124H15ZM69 125V124H68ZM71 125V123H70ZM85 125V124H84ZM84 125H82L84 127ZM93 125V123L91 124V126ZM95 125V124H94ZM154 123H152L151 127H147V130L145 132H147L148 130H151L153 127ZM244 125V124H243ZM9 126V125H8ZM18 126V125H17ZM16 126V127H17ZM72 126V125H71ZM125 126V125H124ZM12 127V126H11ZM10 127V128H11ZM64 127V126H62ZM68 127V126H67ZM70 127V126H69ZM75 128V127H74ZM85 128V127H84ZM94 128V127H93ZM98 128V127H97ZM146 128V127H145ZM19 128H17L18 130ZM66 129V128H65ZM64 129V130H65ZM95 129V128H94ZM6 130V129H5ZM38 130V128H37ZM84 130V129H83ZM98 130V129H97ZM245 130V129H244ZM20 131V129H19ZM67 130H65L66 132ZM70 131V130H69ZM8 131L6 130V133ZM11 132V131H10ZM64 132V131H63ZM68 132V131H67ZM243 134V131H241ZM239 130H237V136L239 133H241ZM2 133V132H1ZM13 133V132H11ZM58 133V131L56 132ZM71 133V132H70ZM85 133H88L85 130ZM84 133V134H85ZM96 133V132H95ZM248 133V132H247ZM92 134V133H91ZM90 134V135H91ZM192 134V133H190ZM246 134V133H245ZM3 135V133L1 134V136ZM13 135V134H12ZM54 135V134H53ZM57 135V134H55ZM93 135V134H92ZM194 135V134H193ZM198 137V134H196ZM195 135V136H196ZM236 135V134H235ZM8 136V135H7ZM63 136V135H62ZM66 136V135H65ZM97 135H95L96 137ZM97 136V138H98ZM240 136V135H239ZM69 137V136H67ZM76 137V136H75ZM84 137V136H83ZM93 137L92 139L94 140ZM218 137V136H217ZM57 138H59L57 136ZM56 138V140H58ZM85 138V137H84ZM171 138V135L168 137V139ZM190 138V137H189ZM216 138V136H215ZM234 138V137H233ZM54 139V137H53ZM82 139V138H81ZM89 139V138H86ZM214 140V139H213ZM212 140V142H213ZM220 140V139H219ZM95 141V140H94ZM122 141V140H121ZM244 141V140H243ZM248 141V139H247ZM250 141V140H249ZM99 142V141H98ZM97 142V143H98ZM124 142V141H123ZM210 142V141H209ZM223 142V141H222ZM121 143V142H120ZM206 143V142H204ZM7 144V143H6ZM5 144V145H6ZM124 144L122 146H119L115 149L116 155L118 157H125V155H127V150H126V144ZM209 144V143H207ZM206 144V145H207ZM243 146H246L247 144H245L244 142L241 143ZM250 144V143H249ZM1 145V144H0ZM192 145V144H191ZM195 145V144H194ZM212 145V144H211ZM214 145V143H213ZM222 145V144H221ZM105 146V147H104ZM130 146V145H129ZM215 146V145H214ZM238 146V145H237ZM2 147V145H1ZM0 147V148H1ZM112 148V147H111ZM52 149V150H53ZM128 149V148H127ZM206 149V148H205ZM205 149L203 151L200 152V154H207ZM233 149V148H232ZM249 149V148H248ZM247 149V150H248ZM30 150V149H29ZM114 150V149H113ZM209 150H212L211 148ZM222 150V151H221ZM5 151V150H3ZM129 151V150H128ZM12 152V151H10ZM25 152V151H23ZM213 152V151H212ZM235 152V151H234ZM239 152V151H238ZM250 152V151H249ZM46 153V154H47ZM233 153V152H232ZM246 153V152H245ZM101 154V155H100ZM113 154V151H111V156ZM222 154V153H221ZM238 154V153H237ZM22 155H24V153H22ZM29 154V158H30ZM43 155V154H42ZM115 155V156H116ZM8 156V155H7ZM17 156V155H16ZM27 156V154H26ZM243 156V154H242ZM5 157V156H3ZM12 157V156H11ZM18 157V156H17ZM21 157V155L19 156ZM25 157V155L23 156ZM28 157V156H27ZM33 157V156H32ZM119 158V160H122V158ZM244 157V156H243ZM6 158V157H5ZM35 158V156H34ZM162 157H158L157 159H161ZM21 159H23L21 157ZM25 159V158H24ZM195 158L193 157V160ZM197 159V157H196ZM9 160V159H7ZM18 160V159H17ZM20 161V160H19ZM18 161V162H19ZM28 161V159L26 160ZM165 160L162 158L161 164H165L164 162ZM242 161V160H241ZM17 163V161H15ZM122 162V161H121ZM20 164V163H19ZM18 164V165H19ZM73 164V168L70 167V165ZM43 165V166H44ZM166 165V164H165ZM7 166V165H6ZM100 166V165H99ZM8 167V166H7ZM6 169V168H5ZM18 169V168H17ZM21 169V168H20ZM42 169V168H41ZM230 169H238L237 170V175L236 176H231L230 175ZM7 170V169H6ZM73 170V171H72ZM2 171V169H1ZM17 171V170H16ZM19 171V170H18ZM17 171V172H18ZM36 170V173L33 172L34 174H39L40 171ZM70 171H72L71 174ZM76 171H78V173H76ZM164 171V170H163ZM162 171V172H163ZM198 171V170H197ZM4 172V171H3ZM24 172V171H23ZM46 172V171H45ZM214 174H213V173ZM165 173V172H164ZM20 174V173H19ZM23 174V173H22ZM165 175V174H164ZM187 175V174H186ZM207 175V174H206ZM3 176V174H2ZM1 176V177H2ZM12 176V175H11ZM17 176V175H16ZM100 176V175H99ZM102 176V175H101ZM184 176V174H183ZM189 176V175H188ZM194 176V175H193ZM0 177V178H1ZM187 177V176H186ZM186 177H183V181L181 187L183 186L186 190L187 186H186ZM205 177V178H206ZM260 177V179H259ZM24 178V177H22ZM26 178V177H25ZM24 178V179H25ZM101 178H104L103 176ZM166 178H168V174L167 177H163L162 182L165 183ZM200 178V177H198ZM6 179V178H5ZM19 179V178H18ZM49 179V180H48ZM193 179V178H192ZM196 179V178H195ZM193 179V180H195ZM191 180V179H190ZM11 181H15V180H11ZM17 181V180H16ZM104 181V180H103ZM240 181V182H239ZM22 182V181H21ZM234 182V185H233ZM90 183V184H88ZM110 183V182H109ZM5 184V185H4ZM22 184H24L22 182ZM105 184V183H104ZM114 184V183H112ZM116 184V183H115ZM230 184H232L233 187L237 186V188L239 187H245L244 192L234 196V200H236L237 202L240 203V207H245L251 211H253L252 214H250V217L246 218L245 220L241 221L244 223H247V220L250 219H254V217H256L255 220H251V222H248L245 225H240L241 223L239 222L238 224H233L232 223V215L230 212H232V208L233 207H228L226 206L227 204V200H224L221 195L224 193V191L226 190V186L228 187H232ZM262 184V185H261ZM25 185V184H24ZM27 185V186H28ZM109 185V184H108ZM205 185H207V188H205ZM252 185H254V187H252ZM258 185L259 189H261V195L258 201H257V206H255V202L254 199L251 197L250 193L252 191H254ZM107 187V186H106ZM116 187V185H115ZM191 187V186H190ZM43 188V187H42ZM108 188V187H107ZM21 189V188H20ZM258 189V190H259ZM34 190V189H33ZM39 190V189H38ZM82 190L84 191V193H82ZM234 189H232L233 192ZM242 190V191H243ZM187 191V190H186ZM36 192V191H35ZM189 192V191H188ZM37 193V192H36ZM39 193V194H40ZM118 193V192H117ZM186 193V192H185ZM38 194V195H39ZM80 194V195H79ZM126 195H129L128 192H125ZM226 194V193H225ZM186 195V194H184ZM130 196H134L135 194H131ZM226 196V195H224ZM162 200L165 202H168V191L166 190L164 192L161 191V196ZM229 198V197H228ZM147 199V198H146ZM198 200V199H197ZM40 201V200H39ZM116 202V204L114 203ZM193 202V200H192ZM199 203V202H198ZM202 203V202H201ZM231 202H229L228 205H234V208L238 205L233 204V202L230 204ZM130 205V204H129ZM162 205V204H161ZM64 206V207H61ZM51 207V208H50ZM136 207V208H134ZM181 207V206H180ZM239 207V208H240ZM134 208V210H133ZM233 208V209H234ZM238 208V209H239ZM8 209L10 210V212H8ZM22 209V208H21ZM187 211V214L190 217H195L193 213L189 212V209L187 207L184 206V208ZM182 209V210H183ZM238 209H235L238 210ZM43 210V211H40ZM148 210L151 211V213H147ZM162 210V209H161ZM160 210V211H161ZM20 211V210H19ZM40 212V213H39ZM22 213V211H21ZM39 213V214H38ZM38 214V215H37ZM23 215H25L23 213ZM157 215V216H156ZM224 215V216H223ZM255 215V216H254ZM156 216V217H155ZM183 216V215H182ZM200 216V215H199ZM23 217V216H22ZM27 217V216H26ZM165 217V218H164ZM203 217V216H201ZM200 217V218H201ZM263 217V215H262ZM24 218V217H23ZM164 218V219H163ZM185 218V217H184ZM142 219H144L142 221ZM32 220V219H31ZM40 220L42 221V223L40 222ZM186 220V219H184ZM225 220V219H224ZM223 220V221H224ZM23 221V220H22ZM227 222V221H226ZM243 223V224H244ZM229 224V223H228ZM226 225V224H225ZM212 229V230H211ZM217 229L222 230L223 232L221 233V238L220 236L214 234V232H218L216 231ZM231 229V230H230ZM211 230V231H210ZM23 231V230H22ZM259 231V230H258ZM250 232V231H249ZM261 232V231H260ZM146 233L150 234L147 235ZM220 233V232H219ZM234 233V234H233ZM255 232L252 231V235L251 239H249V244L250 241L253 240L252 243H254V241H256L255 238H257V234H254ZM248 234V233H247ZM244 234V237L247 235ZM260 234V233H259ZM264 234V233H263ZM262 234V235H263ZM5 235V236H7ZM218 236V237H217ZM250 236V235H249ZM248 237V236H247ZM262 238V237H261ZM260 238V239H261ZM206 239V238H205ZM228 239V238H227ZM247 239V238H246ZM258 239L257 238V243H258ZM259 239V240H260ZM49 240H54L55 242V246H53L50 242H48ZM175 240V239H174ZM209 240V239H208ZM42 242V245L39 244V242ZM166 242V241H165ZM183 242L186 246V241H180ZM242 242V239L241 241ZM167 243V242H166ZM243 243V242H242ZM247 243V241H246ZM0 244H1V238H0ZM151 244V243H150ZM170 244V243H169ZM263 244V243H262ZM7 245H10V247H7ZM245 245V244H244ZM153 246V245H152ZM151 246V247H152ZM212 246V244L210 245ZM214 246V245H213ZM219 246V245H218ZM259 246V245H258ZM148 247V246H147ZM195 247V246H194ZM217 247V246H216ZM221 248H223L224 250L227 249L228 247V243L225 244L223 241L221 243ZM243 247V246H242ZM245 247V246H244ZM247 247V246H246ZM255 247V246H254ZM263 247V246H261ZM137 248V247H135ZM150 248V246H149ZM148 248V249H149ZM195 248L197 249H203L202 247L196 246ZM253 248V246H252ZM134 249V247H133ZM138 249V248H137ZM136 249V251H137ZM210 248H208L209 250ZM214 249V248H213ZM233 249V248H232ZM231 249V252L229 254L234 255V250ZM243 249V248H242ZM262 249V248H260ZM130 251L128 253H126L127 251ZM147 250V249H146ZM165 250V249H164ZM253 250V249H252ZM251 250V251H252ZM1 251V250H0ZM168 255H173L170 256L172 259V261L174 262V264H187L189 262V260L187 259L186 254H177L174 249H168L166 250ZM218 251V250H217ZM220 251V250H219ZM226 251V250H225ZM230 251V250H229ZM248 251V250H247ZM254 251V250H253ZM255 251H256V247H255ZM180 252V251H179ZM208 252V251H207ZM206 252V254H207ZM34 253V254H32ZM109 253H113L114 256L111 258V256H108ZM149 253V252H148ZM153 253V251H152ZM163 254V252H161ZM211 253V252H210ZM216 253V250H215ZM237 254L238 251H236ZM1 254V253H0ZM213 254V253H212ZM263 254V252H262ZM155 255V254H153ZM216 255V259H218L220 262L221 258H226V256L223 255V253H219L215 254ZM258 255V254H257ZM165 257V253L163 255H157V264H161L164 260ZM207 256V255H206ZM242 256V255H240ZM250 256V255H249ZM264 257V254L262 255ZM64 257V259H63ZM232 258V256H230ZM262 257V259H263ZM147 258V257H146ZM234 258V257H233ZM232 258V259H233ZM243 257H241L239 260L238 258L235 256L234 261L237 262H241V259ZM251 258V257H250ZM128 259V258H127ZM151 259V258H150ZM167 259V260H169ZM178 259V260H177ZM261 259V260H262ZM188 261V262H185ZM199 260V258L197 257V261ZM126 261V260H125ZM133 261V260H132ZM177 261V262H176ZM210 261V260H209ZM227 261V260H226ZM231 261V260H230ZM165 262V261H164ZM192 262V261H191ZM212 262V261H211ZM210 262V263H211ZM218 262V261H217ZM243 262H247L246 260ZM250 262V259H249ZM260 262V261H257ZM127 263V262H126ZM125 263V264H126ZM223 263V262H222ZM248 263V262H247ZM253 263V262H252ZM145 264V263H144ZM217 264V263H216ZM227 264V263H226ZM239 264V263H238ZM251 264V263H250ZM259 264V263H256Z\"/></svg>",
    "mask_w": 264,
    "mask_h": 264
},
{
    "label": "crops",
    "instance_id": "0c3cea01",
    "mask_svg": "<svg viewBox=\"0 0 264 264\" xmlns=\"http://www.w3.org/2000/svg\"><path fill=\"white\" fill-rule=\"evenodd\" d=\"M248 1H250L251 3L250 4H247L246 2H244V4H242V5H239L240 3H241V1H237V0H232L231 2H233V3H231L229 6L231 7V9H226V12H225V17H226V19L225 18H223V23H228V26L230 27V29L232 30V32H234V33H237V31H241L242 29H244V28H246V27H248L247 28V30H252L253 29V24H254V20H252V17H254V15L255 14H247V13H245V11H246V9L248 8L249 10H252L253 12H255L256 11V5L252 2L253 0H248ZM219 3H220V0H214V5H216V6H218L219 5ZM55 4V3H54ZM213 5V6H214ZM239 5V6H238ZM234 6H235V11H236V15L234 16L235 17V19H229L228 17H231L232 16V9L234 8ZM31 8V7H30ZM246 19V21L248 22V23H245V22H243L242 20H245ZM202 21V17H201V19L199 20V22H201ZM244 24H246V25H244ZM251 25V27H249ZM220 28V30H221V27H219ZM248 33H249V31H247V37L246 38H248ZM234 35V34H233ZM224 40H226L227 42H228V38H224ZM168 42H170L171 43V40H168ZM173 42H175V41H173ZM121 43V42H120ZM247 43H248V40L246 39V46H247ZM120 46L122 47V48H124L125 49V45L123 44V43H121L120 44ZM225 48H228V46H225ZM155 49L156 48H152V50L154 51V53H155ZM169 52H173V47H171V49L169 50ZM78 53H79V51H78ZM199 56L201 57V55L199 54ZM185 78V77H184ZM178 93H179V91H177ZM176 92V93H177ZM176 99H177V94H176V96H175V98H174V101H176ZM173 101V102H174ZM167 105H168V103L166 102V107H167ZM189 108V111H190V106L188 107ZM201 110H203V111H200V112H197L196 111V115H195V119H194V123L197 125V126H201L202 125V119L203 118H201V116H200V114H206V112H205V110L204 109H201ZM259 115V114H258ZM206 117V116H205ZM204 117V118H205ZM260 117V116H259ZM259 117H257V118H255V113H254V118L255 119H258ZM191 120H192V116H191ZM158 120H155L153 123H154V125H155V123L157 122ZM205 124V123H204ZM216 126H217V124H215V128H216ZM227 129V128H226ZM220 130H224V128L223 129H220ZM191 132L193 131V128L190 130ZM205 131H207V132H210V134L211 133H213V131H209L207 128H205ZM262 136H264V133H262L261 134V137ZM169 137V136H168ZM255 138V137H254ZM254 138L252 139V141L250 142V144L251 145H255L254 144V142H253V140H254ZM170 139V138H169ZM262 140V138H260V143H262L263 142V140ZM252 142H253V144H252ZM244 143L245 144H247V142L246 141H244ZM255 148V147H254ZM200 156H205V154H200ZM256 151H255V149L253 150V152H252V155H250V159H251V161L252 162H254V163H256V164H258V163H260V161L259 162H255L254 160L256 159ZM259 158V157H258ZM189 159H192L193 160V157H190ZM260 159V158H259ZM200 168V167H199ZM201 169V168H200ZM201 170H203V169H201ZM234 170L235 169H230V175L231 176H236L237 175V173L236 172H234ZM205 188H207V185H205ZM259 191V197H257L256 195H255V190L254 191H252L251 193H250V195H251V197L254 199V202L257 204V201L259 200L258 198H260V195H261V189L260 190H258ZM243 191H240V192H236L235 193V196L236 195H238V194H240V193H242ZM257 194H258V192H257ZM186 197V196H185ZM188 200H187V198H185V203H184V206L185 207H187L188 209H189V212L190 213H193V214H196V215H199L196 211H195V209H194V206H193V204H192V206H189L188 205ZM231 213V215H232V217H235V216H237L236 217V219L234 220V218L232 219V223L233 224H238L239 222H241V221H243V220H245L246 218H248V217H250V214H252L253 213V211H251V210H249V209H247V208H245V207H240L238 210H236L235 212H230ZM213 216V218H212V220L215 222L217 219H216V217H215V215H212ZM224 216V215H223ZM218 218H221L220 220H222V217L221 216H219ZM224 219H225V221H227L228 222V220H227V218H226V216H224ZM219 220V221H220ZM218 221V222H219ZM218 222H216V224H218ZM221 222H219V224H220ZM223 227H225V226H222V230H223ZM176 241H186L187 239H181V237H179V238H174ZM195 250H202V249H197V248H194ZM190 251V250H189ZM187 255V254H186ZM195 257H197V256H195Z\"/></svg>",
    "mask_w": 264,
    "mask_h": 264
},
{
    "label": "snow or ice",
    "instance_id": "6c2138e0",
    "mask_svg": "<svg viewBox=\"0 0 264 264\" xmlns=\"http://www.w3.org/2000/svg\"><path fill=\"white\" fill-rule=\"evenodd\" d=\"M181 63H182V61H181ZM180 111H181V108H178L177 109V115H179Z\"/></svg>",
    "mask_w": 264,
    "mask_h": 264
}]
</instances>
